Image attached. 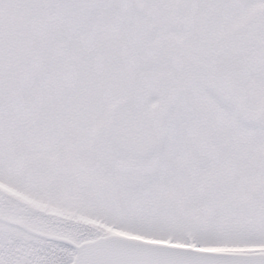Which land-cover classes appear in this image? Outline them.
Segmentation results:
<instances>
[{
  "label": "snow or ice",
  "instance_id": "6c2138e0",
  "mask_svg": "<svg viewBox=\"0 0 264 264\" xmlns=\"http://www.w3.org/2000/svg\"><path fill=\"white\" fill-rule=\"evenodd\" d=\"M0 264H264V0H0Z\"/></svg>",
  "mask_w": 264,
  "mask_h": 264
}]
</instances>
